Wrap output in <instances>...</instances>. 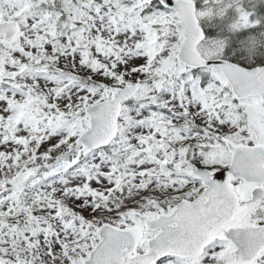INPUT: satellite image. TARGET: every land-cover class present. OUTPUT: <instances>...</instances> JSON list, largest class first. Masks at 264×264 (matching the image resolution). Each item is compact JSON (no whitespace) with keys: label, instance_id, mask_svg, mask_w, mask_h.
<instances>
[{"label":"snow or ice","instance_id":"obj_1","mask_svg":"<svg viewBox=\"0 0 264 264\" xmlns=\"http://www.w3.org/2000/svg\"><path fill=\"white\" fill-rule=\"evenodd\" d=\"M0 264H264V0H0Z\"/></svg>","mask_w":264,"mask_h":264}]
</instances>
